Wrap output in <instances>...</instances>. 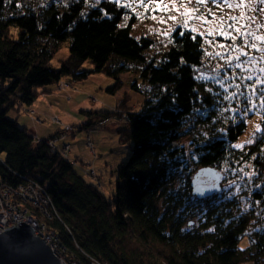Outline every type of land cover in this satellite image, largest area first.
Segmentation results:
<instances>
[{
    "label": "trees",
    "instance_id": "trees-1",
    "mask_svg": "<svg viewBox=\"0 0 264 264\" xmlns=\"http://www.w3.org/2000/svg\"><path fill=\"white\" fill-rule=\"evenodd\" d=\"M9 1L0 0V79L8 78L0 87V185H43L56 205L50 226L83 264H264V106L259 102L249 119L243 113L242 103L252 106L249 97L254 96L248 87L253 81H242L235 67V57L247 56L234 50L243 38L235 31L209 34L196 28L161 34L158 25L135 29L119 19L108 24L91 10L84 22L86 7L76 0L68 1L72 14L64 16L61 32L52 33L53 19L59 20L54 6L34 0L38 16L30 19L14 14L19 8ZM108 13L120 17V12ZM61 33L74 49L61 61L64 71L72 73L90 61L116 78L130 72L133 88H147L139 110L127 105L113 110L128 111L130 129L120 131L130 141V155L116 169L109 197L76 169L71 157L34 139L8 114L16 103L32 104L38 88L58 77L48 61ZM76 39L87 52L77 51ZM115 84L108 91L117 92ZM225 93L237 95L225 99ZM110 113L88 111L99 121ZM192 163L194 173L202 166L222 180L235 179L241 192L228 196L235 191L210 175L193 185ZM201 182L220 189L198 193Z\"/></svg>",
    "mask_w": 264,
    "mask_h": 264
},
{
    "label": "rangeland",
    "instance_id": "rangeland-1",
    "mask_svg": "<svg viewBox=\"0 0 264 264\" xmlns=\"http://www.w3.org/2000/svg\"><path fill=\"white\" fill-rule=\"evenodd\" d=\"M210 2V1H209ZM232 5L234 8L232 9L228 5L224 4L222 5V12L220 13V10L218 8H213L209 3L204 5H198L194 2L193 3H185L180 4L179 2L176 4H172L168 2V0H165L164 4H159V8L162 6L165 9H167L172 16L181 18L183 21L188 22L190 25H193L194 28L197 30L203 32H207L209 34H216L220 31H235L233 28H229V24H235V27L241 28V32L245 31H251L255 33L256 36H264V27H260V25H264V12L260 11H254V9H260L264 8V4L259 3H246L244 5L237 6L238 0H231ZM212 7V8H210ZM189 9H199L197 12H192L189 15H184V13ZM211 10V11H210ZM228 12L229 17H240L243 13L245 17H254V20H246V19H239L238 21H232L231 19L226 20L225 22L222 21V14H226ZM203 17V18H198ZM207 21V22H205ZM227 22V23H226ZM249 25V27L244 28L241 27L242 25ZM250 43H255L257 45V49H264V41L256 40L254 37L250 36L246 38ZM244 40V38L242 39ZM244 44V41H242V44ZM257 49H253L250 47H243V52L247 53V56L244 60L239 61L242 63V69L238 71V73L241 75L242 78H240L243 81V76H252L253 83H256L257 78L264 79V72H260L261 68H264V51H259ZM67 48L63 47L62 50L56 55V57L53 60L54 62H59L58 60L60 58H64L67 56ZM92 64L87 61L84 64L85 68L91 69ZM122 75H126L122 74ZM203 76V74H202ZM112 76L105 74L104 72H92L90 73L89 77L84 80L83 83L77 90L70 92L69 97L66 99V102L64 105L59 107L57 106L56 110H51L50 112L42 113V111H39L37 109L36 104L33 106H27L22 104H17L13 108L10 109L9 115L12 117H16L18 121L25 125L28 129L29 133L34 134L38 130L45 133L44 135H48L51 131H57L59 127L62 125L52 122L50 114L54 113L59 114L62 117H65V121L68 120H74L73 116H77L78 114H74V102H80L83 108H87L88 106H97L100 107L102 105L103 110L104 109H117L122 100L123 97L127 99V106L130 107L132 110H139L140 104H142V101L145 99L146 93H145V85H141L142 90H137L135 88H125L122 87L120 91H118L117 94L108 91L107 87L112 84L115 80L111 78ZM132 75L130 74L129 78L126 76L125 81L127 80L129 83V86L132 84ZM139 79V78H137ZM140 80V79H139ZM102 82V85L99 86L98 83ZM142 82V81H141ZM217 83L223 88H228L229 86L225 83H223V80H217ZM240 84V83H239ZM243 84H240V89L243 92ZM102 88V89H101ZM260 88H264V85L256 84L257 91L254 93V96H251V103L252 106H246L244 103H242V106H244L245 109H248V111H245L243 113H246L245 115L248 116V119L256 114L257 109L253 108V104L257 105L260 101V92L258 91ZM131 89V90H130ZM239 95V93H238ZM225 97H230L228 93L224 94ZM236 98V97H235ZM70 99V102L67 103V101ZM38 101V100H37ZM37 101H34V103H37ZM53 104L54 101L52 99L49 100L48 104L43 105V109L48 110L47 108H50L49 105ZM55 105V104H53ZM23 106V107H20ZM31 109H34L32 113V116H29V111ZM29 110V111H27ZM36 111V112H35ZM236 111V110H235ZM40 112V113H38ZM30 117H34L35 120H41L39 122H33ZM45 119V121H43ZM77 123V121H74ZM106 123L102 127H98L95 130L93 129L90 133L91 139L94 142V148L96 154L91 149L89 142H88V131L87 130H79L76 129L73 133H70V137L68 138V142L72 144L73 148L71 150L73 151V156L69 154V158L74 161V165L76 164V169L85 176L90 182L92 183H98V186L102 189L104 194L106 196H111L113 192V185L115 184V179L117 177L116 169L119 167V163L121 160L127 159L130 155V141L126 140L122 137L123 132L120 131L117 127L112 129L109 127ZM128 124V123H127ZM39 125L38 127H36ZM78 128V125H77ZM250 132V129L247 133ZM246 133V134H247ZM42 134V133H41ZM187 139H183V143H186ZM59 148L54 146V150H58ZM76 151V153H75ZM81 157V158H80ZM194 162V161H193ZM79 163V164H78ZM78 164V165H77ZM191 170H194L195 164H191ZM95 170L98 174V179L96 176L91 175V171ZM193 173V172H192ZM223 181V182H222ZM222 183L223 187L227 190L235 191L231 195H228L230 197H233L234 194H238L241 192V188L239 185V182L235 179H224L220 177V182L218 184ZM33 184L36 187H41L43 191L47 195H49L50 200L52 202V206L56 207L54 201L52 200V197L50 194L46 191L45 187L43 185H40L35 182H26L24 184H21L19 190H22L23 188L27 187L28 185ZM19 186V185H17ZM16 187V186H15ZM238 199L241 200V197L238 196ZM15 213V212H14ZM1 218V217H0ZM4 219V218H2ZM20 220V217L19 219ZM17 220V221H18ZM43 220L47 223V225H50V222L53 220V218L45 217ZM16 221V222H17ZM30 225H34V235L43 237L41 232H44L47 234L46 230L41 231V227L38 226L35 222H26ZM15 223V225H17ZM9 226V225H8ZM51 228V227H50ZM41 231V232H39ZM2 232V231H1ZM59 232V231H58ZM60 239H62V236L60 235ZM46 242V241H45ZM47 244L51 247L49 242L47 241ZM245 240H242L240 242V246H245ZM63 246H66L63 242ZM54 253V252H53ZM55 255L57 254L54 253ZM62 255H65V253H61ZM68 255V254H67ZM72 257L75 258L77 261L80 259L75 257L72 254ZM72 260V258H71ZM264 262V261H263ZM100 264V263H99ZM242 264H255L252 261H247Z\"/></svg>",
    "mask_w": 264,
    "mask_h": 264
},
{
    "label": "bare ground",
    "instance_id": "bare-ground-1",
    "mask_svg": "<svg viewBox=\"0 0 264 264\" xmlns=\"http://www.w3.org/2000/svg\"><path fill=\"white\" fill-rule=\"evenodd\" d=\"M37 1H38L37 3H41L43 5L54 6L57 13H59V16H57L59 20L53 19L56 25V29L51 30V32L60 33L64 24L67 23L65 22L66 20H64V16L66 14H72V7H70V3L68 2L69 0H37ZM209 1H210L209 4L213 8H218L220 10V13L222 12V9H221L222 5L225 4L222 2V0H220L218 4L212 3L211 0ZM76 2L81 6V8L85 9L86 7V12H82L83 13L82 19L84 22L85 21L88 22L89 13L87 12L91 10L93 14L94 13L97 14L101 20L105 21L108 24H111V20L117 21L119 19V23H122L125 26L135 28V29L139 27H146L147 29H152L156 27V25H158L160 28L158 29V32L161 34H167V33L173 32L174 30L178 28L181 29V32H183L184 30L194 28L193 25H190L188 22L183 21L181 18L176 17L175 20L170 19L169 17H171V15L167 9H165L162 6L159 8L158 7L159 4H154V3L150 4L148 3V0H145L143 4L140 3V0H76ZM9 3L10 4L14 3L19 8V12H14V14L18 13L17 15H24L25 17L30 18V19H33V17L38 16L37 12L34 10V6H33L35 3L34 0H13V1H9ZM29 5L30 7H28ZM155 7L159 8L158 13L157 12L153 13V10ZM105 8L107 12L105 11ZM231 8L233 9L234 6H232ZM97 10H99L101 13H99ZM109 10L120 12V17L117 18L116 16H114L115 15L114 13H108ZM8 16L9 18H11L12 15L9 14ZM73 18L75 22L77 23L78 21L77 18L76 17H73ZM226 20H229L228 12L226 14H222V21L225 22ZM10 29L13 31L14 28L12 27ZM4 36H5L4 39H9L10 37H12V36H7V35H4ZM14 39L17 40L18 36L15 35ZM56 40H57L58 47L55 50L56 52L54 56L53 57L51 56V58L49 59L48 66L52 68L53 70L55 69L54 70L55 73L59 72L58 77L55 79L54 82L46 84L43 87L38 88L39 92L35 99V101L38 100L37 103L33 102L32 104H29V105L26 104L27 106H33L34 104H36L37 109L39 111H42V113L50 112L51 110L57 111V106L59 107V105L60 106L64 105L66 102V99L69 97L70 92L77 90L80 86H83L81 85V83H83L84 80H86L89 77L90 73L104 72L105 74L110 75L106 72L105 69L98 70L95 67V65L92 64L90 61L89 62L92 64L91 69L84 67V64L87 62V61H84V63L83 62L80 63V66H78L76 70H72V73L71 71H64L62 68L61 61L70 57V55L73 54L72 51H74V49H72V47L70 46V43H68L69 40L65 39V37L62 36V33L59 35L58 38H56ZM76 42H77L76 49L78 52H81L83 50L87 52V45L83 41L76 39ZM63 47H66L68 50L67 56L64 57L63 59L60 58L58 60L59 62L53 63L54 58L60 52V50H62ZM75 71H78V73H76ZM81 74H86V75L83 76V78H80L82 76ZM130 74H131L130 72H126V75H121L120 78H116L110 75L112 76L111 78L115 81L112 84H110L107 88L114 86L113 84H115V82L118 81V79L119 81L116 84L119 87V89L117 90V92H115V94H117L118 91L122 89V87H124V89L132 88L131 85L130 87H128L129 86L128 81L127 80L125 81V79H123V78H126V76H128L129 78ZM7 79H8L7 77L0 79V87L1 85L7 84ZM98 84L99 86H101L102 82ZM50 99L54 101L53 104L55 105L50 103L49 105L50 108H47L48 110L43 109L42 103L47 105ZM69 102H70V99L67 101V103ZM17 104L19 103H16V106ZM120 105L124 106L127 104H125L122 101ZM142 105L143 104H140V106ZM20 107H23V106H20ZM99 108L103 109L102 105L100 107H97L95 105L92 107L88 106L85 109L82 107L80 102L75 101L74 102V114L76 113L78 115L73 116V119H74L73 121L68 120L66 122L65 117H62L59 114H55L54 112L49 115L51 116V121L56 122L62 126L59 127L57 131H54V132L51 131L48 135H44L45 133L39 130L36 133L31 134V135L36 140H43V139L46 140L48 145L53 150H54V146L59 148L58 150H54V151H57V152H60L61 150L67 151L66 155L62 154L61 152L60 153L65 157H69V154L71 155L73 154V151L71 150L73 146L71 143L68 142V138L71 136L70 133H73L76 129L87 130L88 131V136H87L88 142H91V144L89 145L94 152L96 150L94 148V142L92 141L91 136H90V133L92 132L93 129L95 130L98 127H102L106 123H108L107 125L111 127L112 129H114L115 127H117L120 130H122L123 127L130 129V122L127 118V116H129L128 111H126L127 114L126 112L117 114L113 112V110L107 109V110H110L111 113L109 114L108 117H106V119L99 121L92 115L88 114V111L99 109ZM86 110L87 112L85 114ZM33 111L34 109H31L28 115L32 116L31 112ZM30 118L33 122L41 121V120H35L34 117H30ZM90 120H92L93 122H90ZM43 121H45V119H43ZM74 121H77V123H75ZM77 125H78V128H77ZM38 126L39 125H37L36 127ZM178 144H179V141L176 142V145ZM119 163L122 164L123 160H121ZM121 164H119V166ZM90 173L92 176H96L98 179H100L95 170H92ZM205 176H207L206 171L204 170V167L200 166L199 170L196 173H194L193 170L191 171L190 178H191V181H206V179H203ZM96 184L98 185V183ZM56 256L60 259V263L62 264V257L61 256L59 257L58 255ZM92 261L95 262L96 260H92ZM79 263L83 264L81 260H79Z\"/></svg>",
    "mask_w": 264,
    "mask_h": 264
},
{
    "label": "built area",
    "instance_id": "built-area-1",
    "mask_svg": "<svg viewBox=\"0 0 264 264\" xmlns=\"http://www.w3.org/2000/svg\"><path fill=\"white\" fill-rule=\"evenodd\" d=\"M91 144V142H89ZM62 154H67V151L61 150ZM96 154V152L94 151ZM19 186L5 184L0 185V232L6 227L11 226L22 219L26 222H35L42 230H46L47 234L41 232L42 238L49 242L51 249L56 255L62 257V264H80L72 257L66 248L63 246V240L60 239V233L52 228L43 220L45 217L54 218L55 209L52 206L49 195L43 191L41 187H36L33 184L19 190ZM28 202L29 205H26ZM15 212V213H14ZM4 218V219H2ZM18 220V221H17ZM17 221V222H16ZM51 227V228H50ZM65 253L62 255L61 253ZM68 254V255H67ZM72 258V260H71ZM89 264H99L97 261H91Z\"/></svg>",
    "mask_w": 264,
    "mask_h": 264
},
{
    "label": "water",
    "instance_id": "water-1",
    "mask_svg": "<svg viewBox=\"0 0 264 264\" xmlns=\"http://www.w3.org/2000/svg\"><path fill=\"white\" fill-rule=\"evenodd\" d=\"M216 183L220 182L221 174L212 169L206 172ZM195 185L196 181H192ZM201 182L196 185V192L207 193L214 188ZM34 225L19 220L18 224L11 225L0 232V264H61L60 259L53 253L44 238L34 235Z\"/></svg>",
    "mask_w": 264,
    "mask_h": 264
},
{
    "label": "snow or ice",
    "instance_id": "snow-or-ice-1",
    "mask_svg": "<svg viewBox=\"0 0 264 264\" xmlns=\"http://www.w3.org/2000/svg\"><path fill=\"white\" fill-rule=\"evenodd\" d=\"M145 2V0H140V3L143 4ZM168 2L172 3V4H176V3H180V4H185V3H193V0H168ZM194 2L198 5H204V4H208L209 3V0H194ZM212 3H216L218 4L220 2V0H211ZM223 3L227 4L229 7H232V3H231V0H222ZM148 3L150 4H164L165 3V0H148ZM246 3H259V4H264V0H238V3H237V6H240V5H244ZM199 11V9H189L187 10L184 15H189L190 13L192 12H197ZM211 11V10H210ZM254 11H260V12H264V8H260V9H254ZM170 19H173L175 20L176 17L175 16H172V17H169ZM198 18H203V17H198ZM246 19V20H254L255 18L254 17H245L244 14L242 13L240 17H229V19H231L232 21H238L239 19ZM207 22V21H205ZM229 28H233L235 30V32H237L242 38H244V44L243 45H237L235 47L234 50H237V51H240L242 55H247L246 52H243V47H250V48H253V49H257V45L255 43H250L246 38L247 37H254L256 40H260V41H264V36H256L255 33L251 32V31H245V32H241V28H237L235 27V24H229L228 25ZM241 27H244V28H247L249 27V25L245 24V25H242ZM260 27H264V25H260ZM222 35H225V36H231V33L229 32H222L221 33ZM181 35H183V33H181ZM195 38V37H193ZM236 36H231V39L233 41L236 40ZM231 47V45L229 46ZM259 51H264V49H257ZM264 58V57H262ZM236 61H238L235 65V67L237 68H241L242 67V63H240V56H237L235 57ZM232 60V57H229V61ZM260 72H264V68H261L260 69ZM244 79H247V80H252V76H247V77H244ZM261 84V85H264V79H261V78H257V81L256 83H253L251 85H249L248 87L252 88L253 89V92L255 93L257 91L256 89V84ZM237 87H240L239 85H237ZM260 92V101H261V106H264V88H260L258 90ZM237 95V93H231L230 96L231 98H235ZM229 97H225V99H228ZM256 105L253 104V108H255ZM245 111H248V109H245ZM257 131H261L260 129V126L257 125ZM251 141H249L250 143ZM240 145H238L239 147Z\"/></svg>",
    "mask_w": 264,
    "mask_h": 264
}]
</instances>
